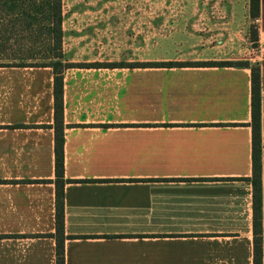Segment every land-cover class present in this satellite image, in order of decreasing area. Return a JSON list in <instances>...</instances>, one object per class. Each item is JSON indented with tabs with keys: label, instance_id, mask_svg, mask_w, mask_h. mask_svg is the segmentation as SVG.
Here are the masks:
<instances>
[{
	"label": "crops",
	"instance_id": "0c3cea01",
	"mask_svg": "<svg viewBox=\"0 0 264 264\" xmlns=\"http://www.w3.org/2000/svg\"><path fill=\"white\" fill-rule=\"evenodd\" d=\"M81 3L62 20L63 63L84 65L61 73L63 264H253L250 67L114 65L232 61L233 34H146L119 0ZM54 76L0 67V264H57ZM261 211L264 235V191Z\"/></svg>",
	"mask_w": 264,
	"mask_h": 264
},
{
	"label": "trees",
	"instance_id": "16d2710c",
	"mask_svg": "<svg viewBox=\"0 0 264 264\" xmlns=\"http://www.w3.org/2000/svg\"><path fill=\"white\" fill-rule=\"evenodd\" d=\"M62 0H0V67H49L54 72L55 100V175H56V240L57 264H63V137H62V76L63 69L84 67L64 64L62 54ZM257 9L259 0H250ZM10 63H5V62ZM39 61V63H34ZM14 63V64H13ZM155 64L168 65H216L250 67L251 70V123L252 130V178L253 191V264H262L259 232L260 203L258 167L260 157V71L247 62H169L114 64L117 67L140 68ZM98 65V64H96ZM112 66V65H111Z\"/></svg>",
	"mask_w": 264,
	"mask_h": 264
},
{
	"label": "rangeland",
	"instance_id": "374dc122",
	"mask_svg": "<svg viewBox=\"0 0 264 264\" xmlns=\"http://www.w3.org/2000/svg\"><path fill=\"white\" fill-rule=\"evenodd\" d=\"M83 0H62L61 10L80 9ZM123 23L130 22L132 28L143 29L146 34H159L182 29L189 36H207L210 43L216 44L215 38L234 36L238 57L234 63L247 62L259 68L264 64V0H259L257 9L250 0H119ZM233 21V28L229 26ZM219 35V36H218ZM219 45V44H217ZM190 62V61H185ZM207 62H225L210 60ZM10 63V62H5ZM34 63H39L36 61ZM140 63V62H134ZM14 64V63H13ZM261 151V144H260ZM261 154V153H260ZM260 203L259 232L261 247L264 243L262 230V191H264V163L259 157L258 167ZM253 195V191H252Z\"/></svg>",
	"mask_w": 264,
	"mask_h": 264
}]
</instances>
